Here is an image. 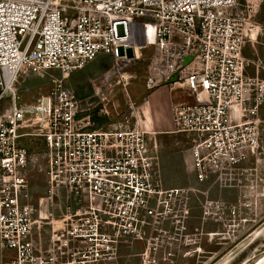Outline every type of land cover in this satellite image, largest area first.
<instances>
[{
	"label": "built area",
	"instance_id": "1",
	"mask_svg": "<svg viewBox=\"0 0 264 264\" xmlns=\"http://www.w3.org/2000/svg\"><path fill=\"white\" fill-rule=\"evenodd\" d=\"M262 1L0 0V264H117L119 248L139 242L145 252L179 244L187 256L216 235L189 228L192 200L201 222L248 210L240 190L264 166V78L245 73L242 49L264 35ZM146 49L147 88L177 74L169 86L190 99L170 117L195 183L233 187L232 205L208 200L209 189H163L158 147L147 141L155 134L137 114L93 128L63 79L98 56L135 64ZM28 75L48 76L50 88L24 102ZM38 160L46 189L34 200L27 174Z\"/></svg>",
	"mask_w": 264,
	"mask_h": 264
},
{
	"label": "rangeland",
	"instance_id": "2",
	"mask_svg": "<svg viewBox=\"0 0 264 264\" xmlns=\"http://www.w3.org/2000/svg\"><path fill=\"white\" fill-rule=\"evenodd\" d=\"M262 3H264V0ZM258 20L261 25H264L263 17L258 16ZM251 48V54H255L253 47ZM256 52L257 54L255 57H259L261 63L256 62L258 63V65H256L252 60L253 57L249 56L248 60H246V69L251 66L255 67L257 72L259 69V75L257 73L258 77L264 78V47H256ZM138 55L139 59L135 64H126L124 61H119L117 63V68L114 59L110 57L105 71L93 72L91 77L86 76L81 80L82 83L80 84V87H71L76 90L82 108L89 110L87 113L93 121V128H105L111 123L110 120L130 117V114L133 115V113H136L137 117L141 116V119L144 118V116H142L143 111L138 110L139 107H137V105H140L143 102L146 94L151 91L154 86L148 89L145 82V77H147L150 72L148 70L149 50H142L138 52ZM80 74L81 73H78L77 77L80 76ZM66 76H64L65 82H67L65 80ZM27 78L30 80L25 84L23 81ZM20 82L22 83L21 85L19 84L18 93L21 96V101L24 102L35 100V98L41 94H45L50 88L49 78L46 75H28L23 77ZM24 84L27 87H31L29 91L27 89H22ZM67 84L71 86L68 82ZM122 85H124V87ZM170 96L173 98V103L190 102L186 92L183 89H179L177 86L174 91H171ZM132 118L133 117L130 119L131 124L133 122ZM261 119L264 120V109L261 111ZM154 138L155 137L152 135L147 137L149 146L156 144ZM168 138L169 136L161 135L159 140L161 139L167 142ZM262 141L264 146V133ZM32 143V151L39 154L42 150L41 144L37 141H33ZM34 166L35 167L32 171H29L27 174L28 183L31 187H34V189L37 188L38 191H41L43 188V181L46 180L43 173L40 172L42 169V163L38 160ZM261 167H263V169H261L260 178L258 177L261 181L249 183L251 188L248 186L249 189L240 190V202L245 204L249 203L250 207L248 210H243L242 208L235 216H224L223 220H203L204 222H201L200 219H202V215L197 206L198 209L192 214L193 218L191 220L192 222L189 223V228L191 230H202L206 233L215 232L216 234L213 237L202 238L203 241H201V251L199 253L190 250L189 255L184 256L185 252L183 251L185 249H180L181 245L179 244L172 246L171 250L166 249V247L162 245V248H160L158 252H154L152 249L145 252L146 248L144 243H129V246L131 245V247L127 246L128 249H125L126 256L124 257V254H122L121 257L118 258L117 264H143L144 260H152V264L260 263L264 258V166L262 165ZM177 174L180 173L167 170L165 172L166 176H164L165 182L167 184H175L182 179ZM235 190L236 189H234V191ZM39 193L36 194L38 196L37 198L42 197ZM238 193V190H236V196L231 201L212 198L210 192L208 193L207 198L212 201L221 200L225 202V207H227L235 203L238 199ZM250 195H253L251 199L249 198ZM244 198H248V201L243 202ZM246 208L247 205L245 209ZM170 251H172L173 254L171 257L169 256ZM135 253H142L144 259L142 258L141 260L140 258L134 257ZM260 264H264V262Z\"/></svg>",
	"mask_w": 264,
	"mask_h": 264
},
{
	"label": "crops",
	"instance_id": "3",
	"mask_svg": "<svg viewBox=\"0 0 264 264\" xmlns=\"http://www.w3.org/2000/svg\"><path fill=\"white\" fill-rule=\"evenodd\" d=\"M263 8H264V3H261L260 11L257 15V21L259 23L260 21L258 20V16L264 18ZM251 47H253L255 54H251V50H252ZM256 47H264V35L259 36L255 44L245 45L242 49V56L244 57L245 60H248V57L252 56L253 62L256 65H258V63H261V61L259 57H255V55L257 54ZM109 60H110V56H98L94 60L88 62L81 70L74 71L70 73L68 76H66L65 80L71 86H69L67 82H65L66 85L69 88L80 87V84L82 83L81 80H83L86 76L91 77L93 72L95 73V72L105 71L106 65ZM78 73H81V74L80 76L77 77ZM245 73L249 76H258L259 69L257 72L255 67L251 66L250 68L245 69ZM54 75L60 76L58 72H55ZM28 80L30 79L27 78L23 82L26 84ZM156 82L158 83L159 81L155 80V84ZM21 83L22 82H20V85ZM25 84L22 87V89H27L29 91L31 87H27L25 86ZM72 90L74 91L76 97L79 98L76 94V90L75 89H72ZM174 90L175 88L171 89L169 85H166V86H155L154 85V88H152L151 91H149L144 97L143 102L140 105H137V107H139L138 110L143 111L142 116H144V118L141 119V116H138V120L140 121L141 125L146 126L150 130V132L155 134V142L158 147V157H159L162 188L165 190L166 189L167 190L176 189V188H196L201 191L209 189V192L212 198H220V199L228 200V201L233 200V198L236 196V190L234 191V188L231 186H226V187H221V188H213V187L209 188V183L207 182L202 183V184L195 183L193 176H192V172H191L190 157L187 151L188 141L184 135L172 133L174 128L171 122L170 108L174 101H173L172 96L170 95H171V91H174ZM120 120L126 121V117H124L123 119H117V120L112 119L110 121L113 122V121H120ZM161 135L169 136L168 141L165 142L164 140H161V139L159 140V137ZM167 170L177 171V173H180L177 175L180 176V178H182L183 181L181 179L177 181L175 184H167L164 180L165 178L164 176H166L165 172ZM29 186H30L29 192L32 198L37 199L38 197L36 195L37 193L40 192L39 193L40 196L44 195V191L46 189V180L43 181V188L41 189V191H38L37 188L34 189V187H31V185ZM191 207L193 208L191 211V217H192L193 212H195V210L197 211L198 209L196 200L191 201Z\"/></svg>",
	"mask_w": 264,
	"mask_h": 264
},
{
	"label": "water",
	"instance_id": "4",
	"mask_svg": "<svg viewBox=\"0 0 264 264\" xmlns=\"http://www.w3.org/2000/svg\"><path fill=\"white\" fill-rule=\"evenodd\" d=\"M191 58H186L183 61V65H187L190 62ZM177 81V74H174L173 76H171L170 78H168L167 80H161L158 83L156 82L155 86H166V85H170L173 84Z\"/></svg>",
	"mask_w": 264,
	"mask_h": 264
},
{
	"label": "bare ground",
	"instance_id": "5",
	"mask_svg": "<svg viewBox=\"0 0 264 264\" xmlns=\"http://www.w3.org/2000/svg\"><path fill=\"white\" fill-rule=\"evenodd\" d=\"M152 30H151V28H148V30H147V37L146 38H144V41H146L147 43H150V42H152ZM262 262H264V258L260 261V263H262ZM260 263H258V264H260Z\"/></svg>",
	"mask_w": 264,
	"mask_h": 264
},
{
	"label": "flooded vegetation",
	"instance_id": "6",
	"mask_svg": "<svg viewBox=\"0 0 264 264\" xmlns=\"http://www.w3.org/2000/svg\"><path fill=\"white\" fill-rule=\"evenodd\" d=\"M122 254H124V257L126 256V255H125V250L119 248V250L116 252L117 257H118V258L121 257Z\"/></svg>",
	"mask_w": 264,
	"mask_h": 264
}]
</instances>
